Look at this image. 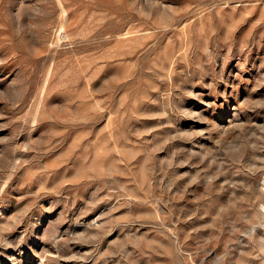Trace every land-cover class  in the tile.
<instances>
[{"label": "rangeland", "instance_id": "rangeland-1", "mask_svg": "<svg viewBox=\"0 0 264 264\" xmlns=\"http://www.w3.org/2000/svg\"><path fill=\"white\" fill-rule=\"evenodd\" d=\"M0 264H264V0H0Z\"/></svg>", "mask_w": 264, "mask_h": 264}]
</instances>
